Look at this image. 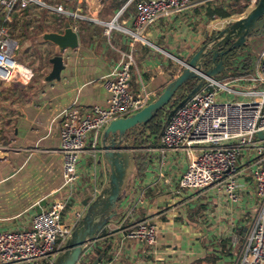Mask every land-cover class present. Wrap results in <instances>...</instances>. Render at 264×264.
<instances>
[{"label": "crops", "instance_id": "1", "mask_svg": "<svg viewBox=\"0 0 264 264\" xmlns=\"http://www.w3.org/2000/svg\"><path fill=\"white\" fill-rule=\"evenodd\" d=\"M41 1L44 4H31L12 16L10 35L15 40L29 39L28 52L37 48L52 51L53 56L55 45L37 37L46 31L61 32L68 20L78 34V46L62 52L58 79H45L49 64L45 71L34 72L27 84L19 83L15 89L14 84L0 95V231L29 228L37 206L42 203L43 208L63 195L58 116L73 103L82 109L105 104L104 78L124 54L131 53L135 63L130 87H144L157 96L182 69L178 59L187 61L212 34L253 7L251 0H191L188 7L146 24L142 34L148 43H142L132 42L121 28L106 34L102 23L117 16L120 27L132 28L137 0H126L105 18L103 0ZM73 12L82 17L68 15ZM89 143L78 165V199L68 211L85 209L84 202H90L86 189L99 191L107 180V167L103 161L96 163L98 150H91ZM152 158L149 169L137 176L133 191L127 187L129 202H122L119 217L105 225L92 248L98 254L103 252L110 264H197L206 257L216 262L199 264H227L225 246H231L238 235L247 200L229 203L213 188L201 194L188 189L174 195L171 190L186 167V152L156 151ZM210 192L215 197L208 196ZM144 218L158 227L153 244L127 237L126 229Z\"/></svg>", "mask_w": 264, "mask_h": 264}, {"label": "built area", "instance_id": "2", "mask_svg": "<svg viewBox=\"0 0 264 264\" xmlns=\"http://www.w3.org/2000/svg\"><path fill=\"white\" fill-rule=\"evenodd\" d=\"M257 1L251 0L252 5ZM34 3L44 4L41 0H0V80L3 82L27 84L33 76L29 66L13 57L18 42L10 35L9 24L14 14ZM190 3L191 0H137L133 27L106 22L105 33L121 28L132 42L148 43L142 34L146 24ZM55 9L67 13L60 7ZM68 15L82 17L76 12ZM134 65L132 54H124L104 78L105 104L82 109L73 103L61 111L58 151L62 155L63 195L35 212L29 228L0 231V264H54L85 212L76 208L68 211V206L78 199L81 179L78 165L87 144L90 142L93 151L98 149L102 131L112 120L139 111L156 97L144 87L139 90L130 87ZM259 132L263 133L262 137ZM137 139L139 144L134 145V152L145 157L146 170L152 165L156 151L186 152L187 164L172 194L188 189L199 190L201 194L213 188L220 190L229 203L247 200L241 213L243 224L238 223V235L231 246H225L227 264H264V46L253 72L222 80L208 79L201 90L163 122L159 133L147 129ZM86 191L91 201L100 190L90 192L87 188ZM243 227L245 230H241ZM126 231L128 238L153 244L158 227L151 219L144 218ZM94 242L78 262L90 264L96 258ZM95 264H110V261L101 257Z\"/></svg>", "mask_w": 264, "mask_h": 264}, {"label": "water", "instance_id": "3", "mask_svg": "<svg viewBox=\"0 0 264 264\" xmlns=\"http://www.w3.org/2000/svg\"><path fill=\"white\" fill-rule=\"evenodd\" d=\"M113 18L108 23L116 21ZM103 24L108 25L106 22ZM264 32V0H258L251 10L222 29L216 31L187 60H178L182 65L180 72L170 80L154 100L139 111L112 120L102 131L99 156L96 163L103 161L107 167V180L98 194L90 201H85V212L78 224L65 241L54 264H77L84 250L96 240L99 232L119 213L122 202L129 200V189L135 184L136 138L144 126L162 109L169 111L165 122L174 111L201 90L208 79L217 78L232 67H238L241 51L250 38ZM38 40L55 45V54L49 58L51 70L46 80L58 79L63 68L62 52L66 48L78 46V34L68 20L63 23L62 31H46L38 35ZM227 43H230L226 46ZM236 61V65H233ZM187 82L193 85L187 90ZM182 87L181 99L169 110V103L175 99V92ZM263 136L262 132L258 133ZM128 187V188H127ZM129 202V201H128ZM42 203L37 206L41 211ZM245 230V228H244ZM103 255L100 252L90 264H95Z\"/></svg>", "mask_w": 264, "mask_h": 264}, {"label": "rangeland", "instance_id": "4", "mask_svg": "<svg viewBox=\"0 0 264 264\" xmlns=\"http://www.w3.org/2000/svg\"><path fill=\"white\" fill-rule=\"evenodd\" d=\"M112 29H114V28H112ZM14 37L17 38L18 36L15 35ZM17 42H18V46L14 52L13 57L17 61H20V62L25 63L26 65L32 67L33 74H34V72L35 73L40 72V70H44L46 66L47 67L49 66V64H50L49 57L53 53L52 51L45 50V52H42L41 50L36 48V49H31L28 52L27 50H28V46L30 44L29 39H21L20 38L19 40H17ZM263 46H264V32L259 36H255V37L250 38V40L248 42H246L245 45L243 46L242 51H241V56L238 57V61H240V63L238 64V67H232V68L227 69L223 73V75L220 77H217V79L222 80L225 77L233 76L236 74L253 72L255 61L258 57V54L262 50ZM236 63L237 62L234 61L233 65H236ZM32 78L30 79V81L32 80ZM13 83L16 84L14 86V89L17 88V84L19 85V83H17V82H13ZM21 85H23V84H21ZM181 92H182V88H179L175 92L174 97L176 98L177 96H179L181 94ZM171 102H173V99L170 101V103ZM195 191L197 192V190H195ZM215 192H210V194L208 196L215 197V194H216ZM119 215H120V213L116 217H119ZM80 263H81V261H80ZM77 264H79V262Z\"/></svg>", "mask_w": 264, "mask_h": 264}, {"label": "trees", "instance_id": "5", "mask_svg": "<svg viewBox=\"0 0 264 264\" xmlns=\"http://www.w3.org/2000/svg\"><path fill=\"white\" fill-rule=\"evenodd\" d=\"M104 1V7L102 9V17H108V15H112V10L115 8H119L121 7L126 0H103ZM174 77L172 76L170 80H172ZM187 90L193 85L192 82H187ZM14 86V83H5L3 81L0 80V95L4 94V91L9 90V87ZM182 88V87H180ZM175 96V94H174ZM181 95L177 96L175 99H173V102L169 103L168 107L169 110L170 108H172L174 105L177 104V102L181 99ZM169 111H165V109L159 110L154 117L144 126L143 130L140 132L142 134V132H144L145 130H150L151 133H159L162 126H163V122L165 121V118L167 116ZM138 139L136 138L135 141V145H138ZM136 172L138 175L142 174L143 171L145 170L146 166H147V160L145 159L144 156L137 154L136 155ZM207 258V257H206ZM198 259L196 261L197 264H199L200 262H205V263H215V259L211 258V259Z\"/></svg>", "mask_w": 264, "mask_h": 264}, {"label": "flooded vegetation", "instance_id": "6", "mask_svg": "<svg viewBox=\"0 0 264 264\" xmlns=\"http://www.w3.org/2000/svg\"><path fill=\"white\" fill-rule=\"evenodd\" d=\"M212 35H213V34H212ZM209 39H210V38H209ZM209 39H208V40H209ZM205 42H206V41H205ZM229 44H230V43H227L226 46H228Z\"/></svg>", "mask_w": 264, "mask_h": 264}]
</instances>
